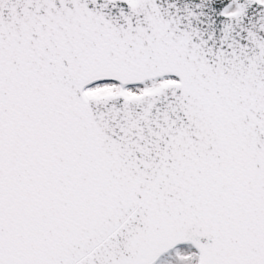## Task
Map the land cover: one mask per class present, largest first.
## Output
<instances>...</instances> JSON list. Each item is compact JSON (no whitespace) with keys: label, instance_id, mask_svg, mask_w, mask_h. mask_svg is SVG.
Segmentation results:
<instances>
[{"label":"snow or ice","instance_id":"obj_1","mask_svg":"<svg viewBox=\"0 0 264 264\" xmlns=\"http://www.w3.org/2000/svg\"><path fill=\"white\" fill-rule=\"evenodd\" d=\"M0 264H264V0H0Z\"/></svg>","mask_w":264,"mask_h":264}]
</instances>
